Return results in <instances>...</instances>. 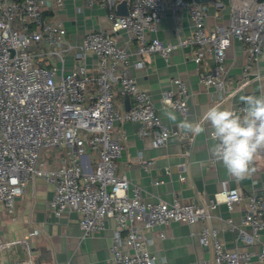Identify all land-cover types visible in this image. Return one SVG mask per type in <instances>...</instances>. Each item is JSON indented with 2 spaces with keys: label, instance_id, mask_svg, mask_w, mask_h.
Here are the masks:
<instances>
[{
  "label": "built area",
  "instance_id": "built-area-1",
  "mask_svg": "<svg viewBox=\"0 0 264 264\" xmlns=\"http://www.w3.org/2000/svg\"><path fill=\"white\" fill-rule=\"evenodd\" d=\"M120 1L82 0L76 12L101 7L109 29L89 28L79 43H73L61 20L53 17L64 0H0L1 205L14 214L15 199L25 192L27 183L35 177L43 178L53 189L47 210L55 216L65 210L75 211L80 239L101 231L108 219L114 221L108 264H155L157 255L148 250L145 230L171 221L202 222L199 242L210 249L211 255L201 264H252L254 254L264 264V188L261 194L250 195L240 187L223 189L212 196L199 193L198 200L190 203L176 196L171 201L145 200L139 185L116 173L115 162L123 146L111 132L116 123H139L138 136L148 139L155 148L170 138H185L161 121L150 95L130 74L132 54L156 53L167 59L178 45L193 44L191 59L200 83L212 88L216 103L229 100L251 81L259 82L264 0H229L226 23L213 26L205 23L206 13L195 0H125V15L116 12ZM167 11L175 19L181 12L188 15L192 33L187 41L164 43L152 36ZM120 33L126 34L121 42ZM233 41L240 42L245 52L236 85L229 83L225 65L226 51ZM34 45L38 51L33 50ZM87 52L96 56L95 73L83 62ZM70 53L74 64L65 72V59ZM209 58L213 67L200 70ZM115 86L120 96L131 99L128 109L117 107ZM189 96L187 81L174 77L162 91L160 102L184 117ZM245 106L238 103L229 107L239 112ZM87 148L94 155L92 166ZM49 151L61 152L58 165L49 166ZM151 164L149 161L143 168L149 170ZM177 168L179 180L186 181L183 173L187 163L183 161ZM162 182L152 179L155 185ZM242 199L247 200V207L240 225L227 220L228 229L235 233V245L228 249L210 225L211 210L222 202L230 211ZM159 237H165L163 231ZM240 244L259 247L257 252L248 251Z\"/></svg>",
  "mask_w": 264,
  "mask_h": 264
},
{
  "label": "crops",
  "instance_id": "crops-1",
  "mask_svg": "<svg viewBox=\"0 0 264 264\" xmlns=\"http://www.w3.org/2000/svg\"><path fill=\"white\" fill-rule=\"evenodd\" d=\"M82 0H64L63 6L53 13L54 19L61 20L68 37L73 43H79L84 32L89 28L109 29L105 10L95 5L92 9L76 12V6H81ZM206 13L205 23L208 26L225 24L229 13V0H212L200 3ZM52 15V14H51ZM192 33V24L185 12L178 14L175 19L170 11L162 18L154 37L162 42L177 44L179 40L187 41ZM119 42L126 39L125 33L118 36ZM134 45H131L133 50ZM193 44L178 45L164 59L160 55L132 54L130 58V74L138 86L146 91L154 104L155 113L170 129H176L185 138H170L160 147H152L148 139L138 136L140 127L136 122L116 123L112 135L123 146L121 156L116 160V173L123 174L133 183L142 188L145 200L171 201L177 197L183 203L198 200L199 193L212 196L214 193L231 187H240L245 195L262 192L264 188V156L254 162L256 171L250 178L237 180L230 176L223 165L217 162L211 153L214 144L210 138L211 127L207 126L204 134L193 137L186 135L178 127L181 120L196 121L210 106L216 104L212 88L200 83L196 64L191 59ZM96 56L87 52L84 64L89 71L96 72ZM245 63V52L242 44L233 41L226 51V75L232 85L240 80ZM74 64L72 53L65 59L64 71H69ZM214 65L211 58L199 68L206 70ZM259 74L261 80L251 81L239 90L233 97L226 100L225 107L243 103L240 96L260 95L261 84L264 83V52L259 59ZM180 77L187 81L190 96L187 101V114L183 117L176 111L164 107L160 102L161 93L170 86L171 79ZM115 100L119 110H126L131 105V99L118 94L115 86ZM162 109L174 111L177 122L170 121ZM91 166L94 165V155L85 149ZM188 154L185 155L184 153ZM61 152L50 156L49 166L60 163ZM142 160V161H141ZM152 161L149 170L143 164ZM185 161L187 170L184 175L187 180H179L177 165ZM168 171V173H166ZM163 182L155 185L152 179ZM52 185L43 178L35 177L30 180L25 192L16 197L14 214L5 211L0 203V264H108V246L114 230V221L108 219L104 228L93 235L80 239L78 215L75 211L65 210L55 216L47 210V202L52 196ZM247 200L242 199L232 210L224 203H219L211 210L210 225L218 231V239L222 245L231 249L235 245V233L228 229L227 220L231 219L236 225L246 211ZM202 222L185 224L171 221L167 225L154 226L145 230L148 239V250L157 255L155 264H201L210 257V249L199 242V231ZM37 233L30 235L32 231ZM163 231L164 238L159 237ZM264 241V230L261 233ZM239 247L248 251L258 250V245ZM252 264H263L254 254Z\"/></svg>",
  "mask_w": 264,
  "mask_h": 264
},
{
  "label": "clouds",
  "instance_id": "clouds-1",
  "mask_svg": "<svg viewBox=\"0 0 264 264\" xmlns=\"http://www.w3.org/2000/svg\"><path fill=\"white\" fill-rule=\"evenodd\" d=\"M235 95V93H233ZM246 105L235 111L223 101L208 107L196 121L181 120L178 127L193 137L204 134L210 125L214 144L211 153L227 173L237 180L250 178L256 171L254 162L264 153V83L260 95L240 96ZM164 115L176 123L174 111L162 109Z\"/></svg>",
  "mask_w": 264,
  "mask_h": 264
},
{
  "label": "water",
  "instance_id": "water-1",
  "mask_svg": "<svg viewBox=\"0 0 264 264\" xmlns=\"http://www.w3.org/2000/svg\"><path fill=\"white\" fill-rule=\"evenodd\" d=\"M198 3L202 2H209L210 0H195ZM116 12L119 15H125L126 14V2L125 0H121L117 5H116ZM129 98V97H126Z\"/></svg>",
  "mask_w": 264,
  "mask_h": 264
},
{
  "label": "rangeland",
  "instance_id": "rangeland-1",
  "mask_svg": "<svg viewBox=\"0 0 264 264\" xmlns=\"http://www.w3.org/2000/svg\"><path fill=\"white\" fill-rule=\"evenodd\" d=\"M33 50H34V51H38V50H39V47L34 45V46H33ZM49 155L53 157V153H52L51 151H49ZM50 156L47 157V159L50 160V159L52 158V157L50 158ZM45 159H46V158H45Z\"/></svg>",
  "mask_w": 264,
  "mask_h": 264
}]
</instances>
